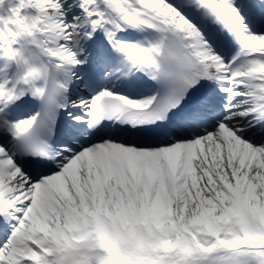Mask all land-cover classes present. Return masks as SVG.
Wrapping results in <instances>:
<instances>
[{"label":"snow or ice","instance_id":"1","mask_svg":"<svg viewBox=\"0 0 264 264\" xmlns=\"http://www.w3.org/2000/svg\"><path fill=\"white\" fill-rule=\"evenodd\" d=\"M0 264H264V0H0Z\"/></svg>","mask_w":264,"mask_h":264}]
</instances>
